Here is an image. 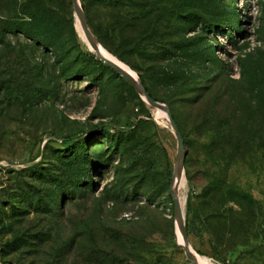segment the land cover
Masks as SVG:
<instances>
[{
    "label": "rangeland",
    "instance_id": "1",
    "mask_svg": "<svg viewBox=\"0 0 264 264\" xmlns=\"http://www.w3.org/2000/svg\"><path fill=\"white\" fill-rule=\"evenodd\" d=\"M78 2L183 152L71 0H0V264H190L178 171L193 253L264 264V0Z\"/></svg>",
    "mask_w": 264,
    "mask_h": 264
},
{
    "label": "water",
    "instance_id": "2",
    "mask_svg": "<svg viewBox=\"0 0 264 264\" xmlns=\"http://www.w3.org/2000/svg\"><path fill=\"white\" fill-rule=\"evenodd\" d=\"M71 2L73 5V9L75 11V14L79 20L82 33L84 34L89 45L92 47L93 50H91V51L96 56V58L98 60H100L101 62H103L105 65H107L109 68H111L118 76H121L124 80H126L130 85H132L135 88V90L137 92L141 91L143 94V96H141V97L144 98L150 106H153V107L163 106L164 107V110L166 111V113L169 116L170 123H171L172 129H173V132L175 134L176 140H177V156L182 155V152H183L182 138L180 136V132H179L175 122L173 121V119L170 116L168 106L165 103L160 102V101L152 98L147 93L145 87L140 84L139 80H138V82H136L128 72H126L125 70L120 68L118 65H116L111 60L100 55L99 52H98V54L95 52V50L97 49V47H96L97 41L94 39V37L90 33V30L88 29V26H87L84 14L82 12V9L80 7V4H79L78 0H71ZM138 94H139V92H138ZM177 168L181 169L180 165ZM174 173H173L171 180H170V194H171L172 203H173L174 221L180 227L181 234H182V243H178V242H176V243L183 250L185 257L190 262V264H197L196 257L194 255L192 249L190 248V246L187 243L186 234H185V230H184V212H183L180 200H179L178 196L176 195V192L174 189V181H175Z\"/></svg>",
    "mask_w": 264,
    "mask_h": 264
},
{
    "label": "bare ground",
    "instance_id": "3",
    "mask_svg": "<svg viewBox=\"0 0 264 264\" xmlns=\"http://www.w3.org/2000/svg\"><path fill=\"white\" fill-rule=\"evenodd\" d=\"M77 22L79 23V21L77 20ZM80 25V23H79ZM78 29V28H77ZM81 37L82 39L88 44V46L92 49V47L89 45V43L87 42L84 34L82 33V30H81ZM88 47V48H89ZM96 47L97 49L95 50V52L100 55H102L103 57L111 60L112 62H114L116 65H118L120 68H122L123 70H125L126 72H128L132 78L138 82V79L136 77V75L134 74V72L126 65L124 64L123 62L119 61L117 58H115L112 54H110L108 51H106L100 44H98L96 42ZM93 50V49H92ZM141 92V91H140ZM142 94V92H141ZM143 95V94H142ZM157 110H160V111H164V107L163 106H156L155 107ZM162 112L160 114H162ZM158 115V114H157ZM177 180V181H176ZM184 176L183 174L178 171L177 172V175L175 176V181H174V189H175V192H176V189H177V192L182 189L184 187ZM176 182H177V187H176ZM181 191V190H180ZM180 200V203H181V206H182V209H183V198H179ZM174 234H175V237L177 239V242L178 243H182V234H181V230H180V227L178 226V224L174 221ZM195 257H196V262L197 264H215L213 263L209 258L205 257V256H202V255H199V254H196L194 253Z\"/></svg>",
    "mask_w": 264,
    "mask_h": 264
},
{
    "label": "trees",
    "instance_id": "4",
    "mask_svg": "<svg viewBox=\"0 0 264 264\" xmlns=\"http://www.w3.org/2000/svg\"><path fill=\"white\" fill-rule=\"evenodd\" d=\"M89 56L95 61V63L97 64V66L99 68H107L110 72H113V70L111 68H109L107 65H105L103 62H101L98 59H94V55L92 53H89ZM145 87V86H144ZM147 93L150 95L149 91L147 90V88L145 87ZM151 96V95H150ZM76 139L71 138V137H67V138H63L60 143L62 146H72L75 143Z\"/></svg>",
    "mask_w": 264,
    "mask_h": 264
}]
</instances>
